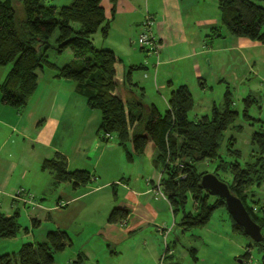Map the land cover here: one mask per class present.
I'll return each mask as SVG.
<instances>
[{
    "label": "trees",
    "instance_id": "obj_1",
    "mask_svg": "<svg viewBox=\"0 0 264 264\" xmlns=\"http://www.w3.org/2000/svg\"><path fill=\"white\" fill-rule=\"evenodd\" d=\"M110 1L115 5L118 0ZM102 2L73 0L67 6L57 7L48 4L47 0L0 1V67H10L0 85L2 102L23 110L38 87V72L46 67L56 70L57 78L76 82L89 107L101 112L98 136L102 142L108 143L105 135L111 134L124 147L131 142L135 155L154 154V165L162 174L159 186L174 217L180 215L177 225L182 230L205 227L217 209L226 208L223 200L202 188L201 179L206 173L198 172L196 167L201 161L219 160L218 170L232 175V182L228 183L232 193L243 201L263 233L264 208L258 206V201H253L252 188L264 183V126L251 138L257 153L243 165L240 163L241 151L234 149V137L227 145V153L233 160L220 155L225 133L238 118V112L232 108L234 102L229 87L223 107L214 104L210 114L194 121L189 119L194 99L187 85L171 91L169 109L164 113L154 104L148 106L139 101L132 104L138 109L134 112L131 104L125 103L117 93L120 58L113 50L97 48L93 43V36L98 31H102L105 37L108 34L109 23ZM219 9L220 25L212 29L211 38L222 37L221 30L225 29L233 37L264 45V0H219ZM56 32L55 43L50 44ZM50 46L58 54L71 50L74 60L58 67L48 60ZM142 68L131 67L125 81L137 86L132 83V72ZM244 102V116L251 119L249 108L257 98L248 96ZM140 126H143L142 130H139ZM134 154H127L129 161H133ZM42 168L55 174L56 186L70 183L74 189H79L93 180L89 170L69 171L68 160L61 153L45 160ZM215 175L219 177L218 172ZM190 201L191 210H187ZM254 207H259L257 213ZM129 214V209L114 208L108 222L121 223ZM19 217L18 210L9 217L0 212V241L18 236L21 230ZM232 222L233 231L245 235L242 227L233 219ZM32 223L39 225L37 219ZM69 241L67 231L52 230L44 242L24 243L17 255H1L0 264H55V255L64 252ZM259 244L264 250V238ZM170 252L167 246L165 254ZM249 254L241 257L239 263L248 261ZM85 260L84 254L80 253L72 264H84ZM257 264H264V254Z\"/></svg>",
    "mask_w": 264,
    "mask_h": 264
},
{
    "label": "crops",
    "instance_id": "obj_2",
    "mask_svg": "<svg viewBox=\"0 0 264 264\" xmlns=\"http://www.w3.org/2000/svg\"><path fill=\"white\" fill-rule=\"evenodd\" d=\"M56 1L53 5L62 7L67 6L72 0ZM102 6L109 23L108 34L106 37L102 31L96 34L101 36L100 49L113 50L121 60L118 64V73L121 69L123 77H118V88L121 83H125V75L131 67L142 66V69L133 70L131 76L132 83L138 87L141 82L136 72L149 70L150 66L156 76L158 72L161 75L166 74L165 80L160 81L156 78L153 81V86H156L163 100L162 106L165 111L169 109V96L173 89L187 85L192 93L195 108L196 97L192 85L199 84L200 89L206 91L209 85L208 79L217 84L224 81L215 76L214 71H209L210 69L202 65V61L213 57V52L215 54L219 52V49H212L215 40H226L228 36L235 38L232 44L234 50L264 48V45L259 42L233 37L224 29L221 30L222 37L211 38L212 29L220 25L219 0H118L115 5L110 0H103ZM147 15L156 18L155 32L160 36L161 58L156 65L152 59L146 65L144 61H141L139 52L133 50L135 36ZM70 52L74 56L73 52ZM73 60L56 61L55 64L62 67ZM212 62L211 58L208 59L211 66ZM214 64L218 65L217 58L214 59ZM5 68L7 67H0V85L9 72V69ZM185 72L190 74L192 79L184 78ZM38 74V87L23 110H17L2 102L0 93V208L5 207L8 212H11L18 210L21 204H31V202L14 200L18 191L24 189L26 193L34 195L35 199L40 197L41 200L36 203L37 207L59 213L56 217L57 229L66 231L70 223L77 219L81 208L93 207L91 199L85 201L86 198L106 190L112 181L120 179L119 183L126 189L130 199L124 200L119 205L113 202L112 205L117 206L116 208L129 209L130 214L126 220L117 224L109 223L108 216L106 223L101 224L103 226L99 228V234H105L106 241L121 242L117 237V231L136 232L144 225L159 223L157 220L160 210L156 208V205L149 203L148 200L140 201V198L146 195L153 196L156 174L147 170L146 173L149 175L147 179L152 180H147L146 191L132 189V181L124 177L125 170L121 155L117 159V151L124 150L129 163L135 165L136 162H142L140 157L134 154L133 148H129V142L124 147L115 139L108 143L100 140L98 131L102 114L99 110L89 107L87 98L78 91L76 82L57 78L56 70L49 67L40 70ZM177 74L184 79L175 78ZM130 86L133 88L134 85L130 84ZM131 89L126 92L139 99ZM142 90L145 94L146 86H143ZM117 93L120 96L119 90ZM120 98L125 103H130L134 112L138 111L132 106L133 100L125 101L121 96ZM154 105L159 108L157 103ZM142 129L143 126H140L139 130ZM56 153L66 156L69 171L85 169L91 172L93 182L97 178L96 174L104 175L109 180L104 185L87 187L88 190L82 191L74 189L70 183L56 186L55 174L42 168L43 162L52 159ZM128 153L134 154L133 161L128 160ZM150 160L153 167L157 169L154 165V154ZM139 168H137L138 171ZM160 176L162 177V174ZM139 180L136 178V182ZM117 185L119 184H113L115 195ZM163 198L167 200L166 196ZM42 200L48 206L42 205ZM154 200L158 199L154 196ZM8 212L2 213L8 217L13 215ZM36 232L32 230L30 234L28 233V241L44 242L43 233H40L37 238ZM69 238L70 243L67 248L73 245L70 235ZM84 256L86 258L85 254Z\"/></svg>",
    "mask_w": 264,
    "mask_h": 264
},
{
    "label": "rangeland",
    "instance_id": "obj_3",
    "mask_svg": "<svg viewBox=\"0 0 264 264\" xmlns=\"http://www.w3.org/2000/svg\"><path fill=\"white\" fill-rule=\"evenodd\" d=\"M56 2V0H47L48 4H55ZM142 32L143 28L140 26L138 34L135 36L133 50L139 52L141 61H144L146 65L151 59L156 65L160 61L161 54L157 55L148 52L149 47L141 50L142 47L138 40ZM57 35L58 33L56 32L50 44L55 43ZM153 36L157 40L160 39V36L155 32V26L153 27ZM100 37L99 34L93 36V43L97 48L101 46ZM234 41L235 38L230 36L226 40H215L212 49H219V52L215 54L212 51L213 57L202 61L204 67L210 69L209 71H214L215 76L225 82L221 81L217 84L215 81V83H212L211 79H208L209 85L206 91L200 89L201 86L199 84L192 85L196 97V106L190 112L189 119L194 121L203 115L210 114L214 104L218 107H223L224 95L229 87L234 102L232 108L238 112V118L234 126L225 133V139L220 147V155L224 159L233 160V157L227 153V145L229 139L234 137V149L241 151L242 157L240 163L244 165L252 160L254 153H257V150L251 144L252 135L262 125L264 126L262 123L264 121V48L234 50L232 46ZM67 51L63 54H58L50 46L48 49V60L53 63L56 61L69 62L71 59L73 60L74 56L70 54L71 50ZM210 58L213 60L212 66L208 63V59ZM215 58H217L218 65L214 64ZM136 73L140 76V85L138 87L133 86L132 88L127 81L121 83L118 88L120 96L125 101L133 100V103L135 101H142L148 106L157 103L161 112L164 113L163 100L159 96L156 86H153V81L156 78H159L160 81L165 80L166 74L161 75L158 72L156 76L150 66L149 70H142ZM118 77H123L121 69L119 70ZM177 77L182 78L178 74L175 78ZM183 77L189 78V80L190 78L192 79L190 74L186 72L183 74ZM143 86L147 88L145 94H143ZM130 89L140 100L136 99L129 92H126V90L130 91ZM248 96L257 98V102L249 108L251 119H246L244 116V99ZM116 146L117 143L115 144ZM128 146L131 149L133 148L131 142L128 143ZM120 155L125 170L124 177L132 181V189L146 191L148 189L147 180H152L147 179L149 177L146 173L147 170L156 174L154 177L153 190L155 192H153V196L146 195L140 198V201L147 202L148 200L149 203L156 205V208L160 210V216L157 220L159 223L144 225L136 232L120 233L117 231V237L121 242L116 240L106 241V235H100L99 228L103 226L101 225L102 223H106L111 211L117 207H113L112 203L115 202L119 205L124 200L130 199L126 189L119 183L120 179L112 181V185L110 184L109 188L106 190L100 189V192L94 193L91 197L85 199V201L91 199L93 207L86 206L81 208L77 219L68 226V230L66 231L69 233L73 245L64 252H59L55 255V264H72L77 260L78 253L86 255L84 264H239L240 258L247 253H250V258L248 261H243L242 264H257L261 261L264 254L261 244L255 243L244 234H237L233 231V222L226 208L217 209L207 226L192 228L188 231L182 230L177 225L180 215L174 217L170 204L163 198L158 189L161 173L151 164V156L140 155L139 157L142 162H136L134 165L127 161L124 150L117 151V159H119ZM218 166L219 160L201 161L196 165L198 172L210 174L218 172L219 177L223 181L231 183L232 175L229 172L219 171ZM138 167H140L139 171ZM144 176H146L145 179H143ZM96 177L94 182L92 181L86 187L79 189L81 191L88 190L87 187L104 185L109 180L104 175L96 174ZM136 178L140 180L136 182ZM115 183L119 184L116 186V195L113 189V184ZM252 195L253 201H258V206L264 208V183L260 187H253ZM154 196L158 200L155 201ZM117 197L118 199H116ZM40 200V197H38L37 199H33L31 204H21L19 206L18 212L20 213V217L18 222L21 230L16 239L0 241V256L4 254L17 255L22 245L29 242L27 236L32 230L37 231V238L40 233H43L44 241L49 231L57 230L56 217H58L59 213L49 212L43 210L44 208L42 207H37L36 203H39ZM42 203V205L48 206L45 201ZM191 206L192 202L190 201L187 210H191ZM0 211L8 212L5 207L0 208ZM15 211H9L8 213L14 215ZM35 218L40 221V224L37 226L32 224V219ZM167 246L171 248V252L168 255L165 254ZM171 256L172 258H170Z\"/></svg>",
    "mask_w": 264,
    "mask_h": 264
},
{
    "label": "water",
    "instance_id": "obj_4",
    "mask_svg": "<svg viewBox=\"0 0 264 264\" xmlns=\"http://www.w3.org/2000/svg\"><path fill=\"white\" fill-rule=\"evenodd\" d=\"M201 186L211 195L224 201L229 215L236 224L242 227L246 236L255 243L262 242L264 238L262 228L252 219L243 201L232 193L228 183L215 174L206 173L202 176Z\"/></svg>",
    "mask_w": 264,
    "mask_h": 264
},
{
    "label": "built area",
    "instance_id": "obj_5",
    "mask_svg": "<svg viewBox=\"0 0 264 264\" xmlns=\"http://www.w3.org/2000/svg\"><path fill=\"white\" fill-rule=\"evenodd\" d=\"M157 20L152 15H147L142 23L143 32L139 36V44L141 45V49H145V47H149L148 52L154 53L159 55L161 50L160 41L153 36V27L155 26ZM105 138L107 141L114 140V136L111 134H106ZM158 189L163 197H165L164 193L162 192L160 186L158 185ZM35 199L34 195L30 193H26L24 189L18 191L17 195L14 197L15 201H24V202H31ZM259 208V207H258ZM258 208L254 207V212H258Z\"/></svg>",
    "mask_w": 264,
    "mask_h": 264
}]
</instances>
